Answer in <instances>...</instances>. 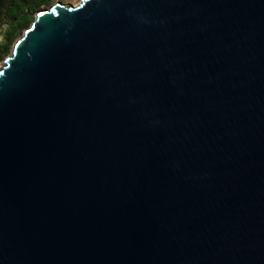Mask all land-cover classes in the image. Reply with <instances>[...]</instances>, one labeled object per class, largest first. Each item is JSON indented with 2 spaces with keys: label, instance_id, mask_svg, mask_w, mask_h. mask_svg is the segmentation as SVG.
Instances as JSON below:
<instances>
[{
  "label": "water",
  "instance_id": "obj_1",
  "mask_svg": "<svg viewBox=\"0 0 264 264\" xmlns=\"http://www.w3.org/2000/svg\"><path fill=\"white\" fill-rule=\"evenodd\" d=\"M0 264H264V0L40 9L0 65Z\"/></svg>",
  "mask_w": 264,
  "mask_h": 264
},
{
  "label": "trees",
  "instance_id": "obj_2",
  "mask_svg": "<svg viewBox=\"0 0 264 264\" xmlns=\"http://www.w3.org/2000/svg\"><path fill=\"white\" fill-rule=\"evenodd\" d=\"M56 0H0V62L12 53L17 40L33 23L37 12Z\"/></svg>",
  "mask_w": 264,
  "mask_h": 264
},
{
  "label": "rangeland",
  "instance_id": "obj_3",
  "mask_svg": "<svg viewBox=\"0 0 264 264\" xmlns=\"http://www.w3.org/2000/svg\"><path fill=\"white\" fill-rule=\"evenodd\" d=\"M81 1L82 0H56L55 2H54V4L55 3H57V2H62V3H64V4H66V5H74V6H77L79 3H81ZM41 9H43V8H41ZM10 56V55H9ZM3 62H0V65L2 64Z\"/></svg>",
  "mask_w": 264,
  "mask_h": 264
}]
</instances>
